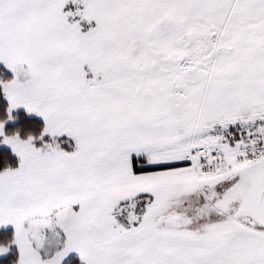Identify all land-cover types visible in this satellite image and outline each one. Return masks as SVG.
Masks as SVG:
<instances>
[{"label":"snow or ice","instance_id":"obj_1","mask_svg":"<svg viewBox=\"0 0 264 264\" xmlns=\"http://www.w3.org/2000/svg\"><path fill=\"white\" fill-rule=\"evenodd\" d=\"M0 264H264V0H0Z\"/></svg>","mask_w":264,"mask_h":264}]
</instances>
